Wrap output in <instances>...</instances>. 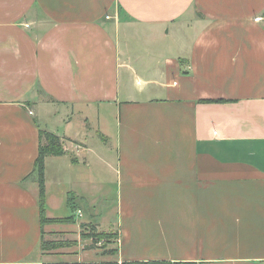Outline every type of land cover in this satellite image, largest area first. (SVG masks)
Returning <instances> with one entry per match:
<instances>
[{"label": "crops", "instance_id": "1", "mask_svg": "<svg viewBox=\"0 0 264 264\" xmlns=\"http://www.w3.org/2000/svg\"><path fill=\"white\" fill-rule=\"evenodd\" d=\"M40 130L45 205L111 174L103 246L49 245ZM0 264H264V0H0Z\"/></svg>", "mask_w": 264, "mask_h": 264}, {"label": "rangeland", "instance_id": "2", "mask_svg": "<svg viewBox=\"0 0 264 264\" xmlns=\"http://www.w3.org/2000/svg\"><path fill=\"white\" fill-rule=\"evenodd\" d=\"M100 175L102 177L104 187L102 188L101 194H97L95 196V200L94 202H92L93 204L89 203V201L88 203H86V201H82L79 197H77L76 201L74 202V205L82 210L81 215H79V213H76V209L73 210L67 205L66 196L69 191H73L78 194L81 193L84 189H81V187L79 188L77 185L70 186L67 184H63V186L62 184H59L56 180H54L53 185L50 187V192L52 193V196L50 199V203L48 205H45L46 211L51 212V215L55 217L65 218L70 216L71 214L74 215L73 220L71 221L52 223L55 225L58 224L56 227H58L59 229L67 228L75 230V233H70V235H68V237L70 238L78 237L79 234L80 243L71 246V249H81V247L88 248V245L86 244V239H88L89 236H94V238L96 236V234H92L93 232H91L94 228L92 229L89 224L88 226L83 225L82 223L80 224L79 222L92 221L95 223H99V233H106L102 231L107 230L108 228L114 229L115 224L117 222V189L114 186V180L111 177V174L105 171L104 165H101ZM87 236L88 238H86ZM96 237L99 238L98 236ZM106 238L107 237L99 239L97 241L98 245L103 246L105 243H107L108 241ZM93 243H95V240L93 241ZM107 247H111V245H107ZM103 248L104 247L100 249Z\"/></svg>", "mask_w": 264, "mask_h": 264}, {"label": "trees", "instance_id": "3", "mask_svg": "<svg viewBox=\"0 0 264 264\" xmlns=\"http://www.w3.org/2000/svg\"><path fill=\"white\" fill-rule=\"evenodd\" d=\"M39 149H38V156L35 160V171L37 175V182H38V202H39V207H40V220H41V225H44L46 223H57V222H67L73 220V214H71L68 217L65 218H54V219H49L46 217V209H45V188H44V160L46 156H59L64 153V148L61 143V138L60 136L56 135L55 133L45 131V130H40L39 131ZM68 198H67V204L69 207H71L73 210L75 209L74 205V197L73 193H68ZM98 236L99 238H97ZM95 238L93 236V240L97 242L99 239L107 237L110 238L111 235L108 233H99L96 234ZM76 241H54L52 244L49 243V245H52L54 248H59V247H65V246H73L75 245ZM42 248L46 249L47 243L42 241ZM95 247V244L92 243L91 245L88 246V248Z\"/></svg>", "mask_w": 264, "mask_h": 264}, {"label": "built area", "instance_id": "4", "mask_svg": "<svg viewBox=\"0 0 264 264\" xmlns=\"http://www.w3.org/2000/svg\"><path fill=\"white\" fill-rule=\"evenodd\" d=\"M258 19V18H257Z\"/></svg>", "mask_w": 264, "mask_h": 264}]
</instances>
